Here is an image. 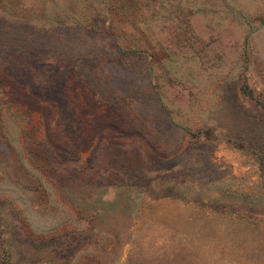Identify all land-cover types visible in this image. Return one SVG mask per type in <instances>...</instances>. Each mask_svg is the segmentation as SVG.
I'll list each match as a JSON object with an SVG mask.
<instances>
[{"label":"rangeland","instance_id":"obj_1","mask_svg":"<svg viewBox=\"0 0 264 264\" xmlns=\"http://www.w3.org/2000/svg\"><path fill=\"white\" fill-rule=\"evenodd\" d=\"M0 264H264V0H0Z\"/></svg>","mask_w":264,"mask_h":264}]
</instances>
